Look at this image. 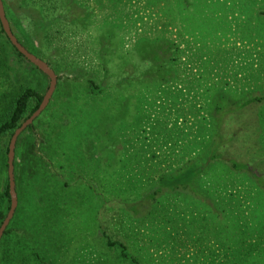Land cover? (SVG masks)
I'll list each match as a JSON object with an SVG mask.
<instances>
[{
    "label": "rangeland",
    "instance_id": "1",
    "mask_svg": "<svg viewBox=\"0 0 264 264\" xmlns=\"http://www.w3.org/2000/svg\"><path fill=\"white\" fill-rule=\"evenodd\" d=\"M2 1L58 77L16 147L8 227L31 264H264V0H7L11 20ZM11 64L1 93L45 96L44 73ZM190 166L192 188L160 187Z\"/></svg>",
    "mask_w": 264,
    "mask_h": 264
},
{
    "label": "trees",
    "instance_id": "2",
    "mask_svg": "<svg viewBox=\"0 0 264 264\" xmlns=\"http://www.w3.org/2000/svg\"><path fill=\"white\" fill-rule=\"evenodd\" d=\"M7 8L8 17L12 19V12L9 6H7V0H4ZM18 59H25L18 50L11 44L9 38L5 34L1 22H0V75L4 78L3 84L10 83V72L12 71L11 60L12 57ZM158 60V59H157ZM33 66V65H32ZM36 68L35 66H33ZM10 96V99H8ZM44 99L42 91L36 90L33 86L22 85L19 89H12L7 94L0 92V140L4 137L12 138L17 129H19L23 123L28 120L40 107ZM259 98L247 101L244 103V107L250 106L256 102H260ZM32 126L28 128L31 130ZM31 148V147H30ZM9 148L6 149V155H8ZM217 154V153H216ZM217 157V156H215ZM231 168L240 174H245L250 178H253L255 182H263L262 173L260 167L252 166L249 164L238 163L235 160L229 162ZM198 171L196 168L190 166L184 173L177 174L172 178H163L161 188L165 189H179V188H192L195 179L198 177ZM264 191V187H263ZM5 198L10 201L9 182L5 189ZM10 208V206H9ZM7 218V215L0 210V227ZM2 247L0 245V264H31L30 256H27V247L22 245L21 241L15 242L14 237L11 235V228H7L4 233ZM19 238V237H18ZM24 238V237H23ZM25 241V238L23 240ZM27 243V242H26ZM109 245H116V243L109 242ZM123 250V245H119ZM2 249V253H1ZM35 256L33 254L31 257Z\"/></svg>",
    "mask_w": 264,
    "mask_h": 264
},
{
    "label": "water",
    "instance_id": "3",
    "mask_svg": "<svg viewBox=\"0 0 264 264\" xmlns=\"http://www.w3.org/2000/svg\"><path fill=\"white\" fill-rule=\"evenodd\" d=\"M0 22L5 34L9 38L11 44L18 50V52L21 55H23L25 59H27V61H29L32 65L37 67L42 73H44L50 79L49 89L45 94L43 102L40 105L39 109L28 120H26L19 129L16 130L9 145L8 166H9V193L11 199V208L7 218L5 219V221L3 222L0 228V240H1L18 206V197L16 193V182H15V172H14L15 171L14 161H15L17 142L20 136L24 133V131H26L30 126H32L34 122L41 116V114L48 107L56 90L58 77L46 62L37 58L32 53H30L18 41V39L16 38V36L14 35L11 29L9 20L7 19L5 7L2 0H0Z\"/></svg>",
    "mask_w": 264,
    "mask_h": 264
}]
</instances>
